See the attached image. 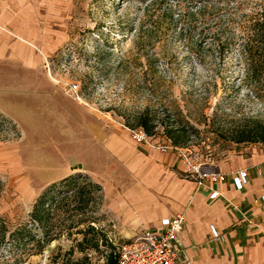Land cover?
Here are the masks:
<instances>
[{"label":"rangeland","instance_id":"obj_1","mask_svg":"<svg viewBox=\"0 0 264 264\" xmlns=\"http://www.w3.org/2000/svg\"><path fill=\"white\" fill-rule=\"evenodd\" d=\"M31 1L41 71L63 90L76 82L74 101L99 122L129 135L122 125L138 127L146 118L159 142L178 129L182 152L206 169L264 148V0ZM3 98L0 264H106L110 244L135 236L111 226L101 184L81 169L49 192L43 223L34 219L48 184L28 173L24 129ZM241 131L253 140L237 141Z\"/></svg>","mask_w":264,"mask_h":264},{"label":"crops","instance_id":"obj_2","mask_svg":"<svg viewBox=\"0 0 264 264\" xmlns=\"http://www.w3.org/2000/svg\"><path fill=\"white\" fill-rule=\"evenodd\" d=\"M28 8L35 9L31 0H0V95L23 126L32 180L45 185L81 169L101 184L120 236L159 230L164 218L184 211L178 239L186 264H264V148L211 169L226 176L211 184L219 192L211 199L208 189L196 190L193 179L176 174L186 166L174 151L136 143L99 122L45 76L32 33L41 29L40 19ZM240 169L248 173L241 188L232 178ZM213 230L219 239H212Z\"/></svg>","mask_w":264,"mask_h":264},{"label":"built area","instance_id":"obj_3","mask_svg":"<svg viewBox=\"0 0 264 264\" xmlns=\"http://www.w3.org/2000/svg\"><path fill=\"white\" fill-rule=\"evenodd\" d=\"M64 92L73 100H80L79 85L76 82H67ZM122 126L127 129L131 139L136 143L146 144L160 152L178 151L186 166V176L196 182V190L203 187L208 189L211 199L219 195V192L213 189L211 184L225 180V173L204 168L201 163L187 157L182 149L173 145L170 140L159 142L152 135H148L141 126ZM247 174L246 169L236 170L232 173L237 187L243 186L247 180ZM185 222V212L180 211L164 218L161 222V229L142 230L132 240L116 245L117 264H186L181 259V246L178 239ZM219 237L220 235L213 230L212 239L217 240Z\"/></svg>","mask_w":264,"mask_h":264},{"label":"trees","instance_id":"obj_4","mask_svg":"<svg viewBox=\"0 0 264 264\" xmlns=\"http://www.w3.org/2000/svg\"><path fill=\"white\" fill-rule=\"evenodd\" d=\"M264 36V35H263ZM248 72H252L254 71L252 69V66H250V64H248V68H247ZM138 126L143 127V129L145 130V132L150 135L151 131H152V127L148 125V122L146 120V118H141L138 122ZM129 127V126H128ZM167 133L169 135V138L171 139V143L177 147H182L183 142L180 140V138L178 136H180V131L177 129L174 131L171 130H167ZM173 133H178L176 134L177 136L173 135ZM241 137L238 138L237 141H248V140H253V138H251V136L249 134H246L245 132L241 131ZM260 141H262L264 143V134L261 133V136L259 138ZM79 174L76 176H73L72 174L63 177L59 180H56L54 182L49 183L46 188L42 191V193L38 196V198L36 199L34 205H33V210H32V215L34 216V219L39 222V223H43V220L45 219V215H46V211H47V195L49 194L50 191H52L54 188H56L57 186H59L60 184H65L67 182H69L70 179L73 178H78ZM95 186L98 189H101V186L99 183L94 182ZM92 225V224H91ZM88 229H91L92 231L95 230L94 226H88ZM86 238L85 236L83 237L82 241H85ZM47 239H44V242H46ZM81 241V242H82ZM81 242H79L78 245H81ZM93 247L97 248L98 247V239H96V237H93V243H92ZM86 260H80L75 262L74 264H88L86 263ZM106 264H117V252H116V246L113 244H110V250L109 253L106 256Z\"/></svg>","mask_w":264,"mask_h":264},{"label":"water","instance_id":"obj_5","mask_svg":"<svg viewBox=\"0 0 264 264\" xmlns=\"http://www.w3.org/2000/svg\"><path fill=\"white\" fill-rule=\"evenodd\" d=\"M75 168H81V165H80V164H78V166H77V167H75Z\"/></svg>","mask_w":264,"mask_h":264}]
</instances>
